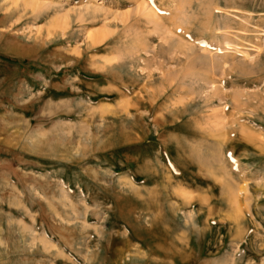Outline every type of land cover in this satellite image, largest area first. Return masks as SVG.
<instances>
[{
	"label": "rangeland",
	"instance_id": "1",
	"mask_svg": "<svg viewBox=\"0 0 264 264\" xmlns=\"http://www.w3.org/2000/svg\"><path fill=\"white\" fill-rule=\"evenodd\" d=\"M140 1L0 0V264H264V0Z\"/></svg>",
	"mask_w": 264,
	"mask_h": 264
},
{
	"label": "bare ground",
	"instance_id": "2",
	"mask_svg": "<svg viewBox=\"0 0 264 264\" xmlns=\"http://www.w3.org/2000/svg\"><path fill=\"white\" fill-rule=\"evenodd\" d=\"M15 2H17L18 0H14ZM137 1V3H139V4H141L140 5V7H138V9L139 8H141L140 9V12H142V11H144L146 14V16L147 17H149L150 19L149 20H151L152 19V21L157 25L158 24V18L156 17V14L152 11V10H150V9H147V7L145 6V4H142V1H140V2H138V0H136ZM14 2V3H15ZM13 3V4H14ZM24 3V2H23ZM31 6V5H30ZM33 6H37V5H32V7ZM139 6V5H138ZM142 10V11H141ZM144 14V13H143ZM56 24H58V22L55 20L54 22H52L51 23V25H52V27L53 26H56ZM160 26V25H159ZM157 27V26H156ZM157 31V30H156ZM164 31V30H163ZM165 33V32H164ZM166 34V33H165ZM90 38H91V40H92V42L96 45V44H99L100 42H102V34H100V33H94V34H92L91 36H90ZM140 40V39H139ZM240 189H242V188H239V190ZM226 196H227V198L229 199V201L231 202V204L232 205H235L236 204V198H235V196H234V194H233V190H232V188H230V186H228V185H226Z\"/></svg>",
	"mask_w": 264,
	"mask_h": 264
}]
</instances>
